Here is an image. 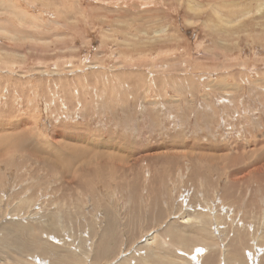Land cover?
Here are the masks:
<instances>
[{
  "label": "rangeland",
  "instance_id": "374dc122",
  "mask_svg": "<svg viewBox=\"0 0 264 264\" xmlns=\"http://www.w3.org/2000/svg\"><path fill=\"white\" fill-rule=\"evenodd\" d=\"M0 264H264V0H0Z\"/></svg>",
  "mask_w": 264,
  "mask_h": 264
},
{
  "label": "bare ground",
  "instance_id": "6f19581e",
  "mask_svg": "<svg viewBox=\"0 0 264 264\" xmlns=\"http://www.w3.org/2000/svg\"><path fill=\"white\" fill-rule=\"evenodd\" d=\"M224 5H225V4H224ZM196 13H197V12H196ZM219 13H220V12H219ZM194 16H195V15H194ZM125 67H126V66H125ZM150 75H151V74H150ZM19 120H20V119H19ZM12 123H13V122H12ZM5 126H6V125H5ZM8 126H10V125L8 124ZM27 129H28V128H27ZM28 131H29V130H28ZM9 132H10V131H9ZM23 132H25V131L23 130L22 127H20V126H19V127H18V126H17V127L13 126V133H17V134H20V135H21V133H23ZM20 135H19V136H20ZM19 139H20V138H19ZM19 139H18V140H19ZM18 140H17V141H18ZM24 140H25L24 142H26V139H24ZM51 140H52V139H51ZM27 141H28V140H27ZM51 142H52V144H53V140H52ZM65 142H67V141L65 140ZM65 142H64V143H65ZM18 143H19V142H18ZM20 143H21V142H20ZM56 143H57V142H56ZM60 143H61V142H60ZM21 144H22V143H21ZM52 144H51V145H52ZM23 145H24V144H23ZM62 145H64V144H62ZM65 145H66V144H65ZM68 145H69V144H68ZM68 145H67V147H66L67 149H68V147L70 148V146H68ZM12 146H13V145H12ZM12 146H11V147H12ZM2 147H3V146H2ZM24 147H25V146H24ZM33 147H34V146H33ZM36 147H37V146H36ZM40 147H41V146H40ZM40 147H39V148H40ZM59 147H61V146H59ZM71 147H72V145H71ZM12 148H13V147H12ZM21 148H22V147H21ZM39 148H35V149H32V150L30 149L31 152H26L25 155H26V156H29V157H31L32 155H33V156H36V155H38L37 153H38L39 151L42 150V149H39ZM59 149H60V148H59ZM61 149L63 150V148H61ZM74 149H75V148H74ZM79 149L81 150V148H79ZM6 150H7V149H6ZM64 150H66V149H64ZM71 150H73V149H71ZM67 151H68V150H67ZM80 152H81V151H80ZM66 153H67V152H66ZM72 153H73V152H72ZM83 153H84V152H83ZM88 153H89V152H88ZM49 154H50V153H49ZM67 154H68V153H67ZM78 154H79V153H78ZM39 155H40V154H39ZM56 155H57V154H56ZM69 155H70V153L68 154V156H69ZM81 155H83V154H81ZM3 156H4V155H3ZM107 156L109 157V158H108V157L106 158L107 160L111 159V158H110V155H107ZM48 157H49V161H51L52 158H51L50 156H48ZM72 157H73V156H72ZM111 157H112V156H111ZM55 158H56V157H55ZM113 158H114V157H113ZM56 159H57V158H56ZM61 159H62V158H61ZM77 159H78V158H77ZM40 160H42V159H40ZM73 160L75 161V159H73ZM80 160L82 161L81 158H80ZM56 161H57V160H56ZM81 161H79V162H81ZM105 161H106V160H105ZM52 162H53V161H52ZM62 162H64V161H62ZM106 162H107V161H106ZM41 163H44V161H42ZM69 163L71 164V162H69ZM67 164H68V161H67ZM52 165H54V167H56V166H55V165H56L55 163H54V164L52 163ZM81 165H82V164H80V166H81ZM84 166H85V165H84ZM98 169H99V168H98ZM96 170H97V169L94 168V171H96ZM102 170H103V169L100 168V169L98 170V172L101 173ZM84 175H85V174H84ZM87 176H88V175H87ZM49 228H50V227H49ZM171 231H172V230H171ZM175 233H176V232H175ZM177 234H178V233H177ZM171 236H172V234H171ZM180 236H181V235H176V234H175V235H174V238H175V239H178V238H180ZM172 237H173V236H172ZM182 238H183V237H182ZM181 241H182V240H181ZM183 241L185 242V239H184ZM111 242H112V241H111ZM118 242H119V241H118ZM180 243H181V242H180ZM109 244H110V243H109ZM106 246H107V245H106ZM108 246H109V245H108ZM104 248H105V247H104ZM107 251H108V250H107ZM238 251H239V250H238Z\"/></svg>",
  "mask_w": 264,
  "mask_h": 264
}]
</instances>
